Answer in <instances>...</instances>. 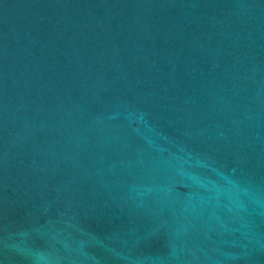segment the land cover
I'll return each mask as SVG.
<instances>
[{
	"label": "water",
	"instance_id": "1",
	"mask_svg": "<svg viewBox=\"0 0 264 264\" xmlns=\"http://www.w3.org/2000/svg\"><path fill=\"white\" fill-rule=\"evenodd\" d=\"M0 264H264V0H0Z\"/></svg>",
	"mask_w": 264,
	"mask_h": 264
}]
</instances>
